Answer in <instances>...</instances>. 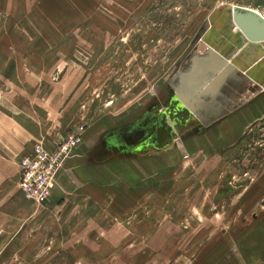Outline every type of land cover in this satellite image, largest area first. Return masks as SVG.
Segmentation results:
<instances>
[{"label": "rangeland", "instance_id": "obj_1", "mask_svg": "<svg viewBox=\"0 0 264 264\" xmlns=\"http://www.w3.org/2000/svg\"><path fill=\"white\" fill-rule=\"evenodd\" d=\"M231 6L0 0V94H44L68 70V105H80L70 132L107 124L91 165L67 179L71 203L0 204V264H264V79L219 52L241 43ZM174 93L193 110L185 122L150 145L151 131L127 137Z\"/></svg>", "mask_w": 264, "mask_h": 264}, {"label": "crops", "instance_id": "obj_2", "mask_svg": "<svg viewBox=\"0 0 264 264\" xmlns=\"http://www.w3.org/2000/svg\"><path fill=\"white\" fill-rule=\"evenodd\" d=\"M264 0H257L252 7L262 14L256 4ZM232 11V9H231ZM235 31L240 35L241 43L236 46L232 55L219 52L239 70L250 78L264 79V43H249L245 40L239 28L233 24ZM213 50L214 47L212 48ZM262 53V55H261ZM263 64V65H262ZM68 70L62 78L41 93V85L26 89L15 87L0 94V204L17 206L27 205L19 187L21 178V160L33 153L34 145L44 141L47 147L53 149L57 142L70 132L75 126V119L79 115L80 105H68V99L73 92V79ZM264 83V80H260ZM178 97H181L177 93ZM182 98V97H181ZM183 99V98H182ZM188 104V103H187ZM190 105V104H188ZM257 107V106H256ZM258 110H252L251 115L245 114L246 123L256 121ZM96 128L87 129L84 140L73 155L67 160L61 170L48 206H64L72 202L67 196L71 191L77 190L70 183L68 177L80 168L91 165V153L99 142L106 143V135L101 133L107 124L101 120ZM103 130V131H104ZM107 147V146H105ZM91 162V163H90ZM94 167V166H91ZM78 186V185H77ZM87 202V201H86ZM89 202V201H88ZM52 203V204H51Z\"/></svg>", "mask_w": 264, "mask_h": 264}, {"label": "built area", "instance_id": "obj_3", "mask_svg": "<svg viewBox=\"0 0 264 264\" xmlns=\"http://www.w3.org/2000/svg\"><path fill=\"white\" fill-rule=\"evenodd\" d=\"M257 0H230L232 6L253 8ZM254 9V8H253ZM85 125L72 129L51 149L42 141L36 142L33 153L21 160L20 188L26 198L44 205L52 196L61 170L84 139Z\"/></svg>", "mask_w": 264, "mask_h": 264}, {"label": "water", "instance_id": "obj_4", "mask_svg": "<svg viewBox=\"0 0 264 264\" xmlns=\"http://www.w3.org/2000/svg\"><path fill=\"white\" fill-rule=\"evenodd\" d=\"M232 23L239 28L241 34L247 42L264 43V14L260 11L245 6L234 5L232 9ZM209 61V59H201L199 64L189 76L191 84H201V80ZM229 64L232 63L227 61L226 66ZM192 114L193 110L190 105H188L181 97H177V105H172V107L168 110V115L171 120H175L176 118L181 122H185ZM166 118L167 115L165 116V119ZM165 127H167L169 131L165 128L160 132V134L167 136L171 132V126L166 123Z\"/></svg>", "mask_w": 264, "mask_h": 264}, {"label": "flooded vegetation", "instance_id": "obj_5", "mask_svg": "<svg viewBox=\"0 0 264 264\" xmlns=\"http://www.w3.org/2000/svg\"><path fill=\"white\" fill-rule=\"evenodd\" d=\"M177 97H178L177 93H174V94L170 95V97L168 99V102H165V105H168L166 107L167 111L172 107V105H177ZM167 113H164L163 114L164 116L161 117V118L154 116L152 118V120H150L149 122L145 123L144 126H142V123L141 124L137 123L131 129H129L128 132H126L127 133V137H129V136L132 137V135L135 134V132H137V130L151 131V133L147 136V138L144 141L141 140V142L144 145H150L151 142L157 141L158 137L160 136V132L163 129H165V128L168 130V128L165 127L166 123L171 126V130L176 125V120H171L168 117ZM166 115H167V118L165 119Z\"/></svg>", "mask_w": 264, "mask_h": 264}, {"label": "bare ground", "instance_id": "obj_6", "mask_svg": "<svg viewBox=\"0 0 264 264\" xmlns=\"http://www.w3.org/2000/svg\"><path fill=\"white\" fill-rule=\"evenodd\" d=\"M231 9H233V6H231ZM232 17V16H231Z\"/></svg>", "mask_w": 264, "mask_h": 264}]
</instances>
